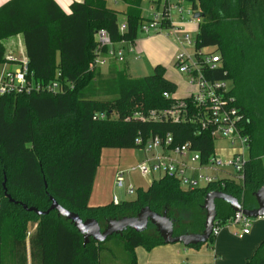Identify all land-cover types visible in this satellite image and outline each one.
Returning <instances> with one entry per match:
<instances>
[{
  "label": "trees",
  "instance_id": "1",
  "mask_svg": "<svg viewBox=\"0 0 264 264\" xmlns=\"http://www.w3.org/2000/svg\"><path fill=\"white\" fill-rule=\"evenodd\" d=\"M199 20L196 48L215 47L222 67L211 78L233 83L236 106L247 116L251 147L240 181L226 179L197 190H185L168 176L153 180L137 196L115 204L90 205L96 175L105 148H138L135 139L173 135V145L190 142L202 162L214 153L215 140L192 122H143L131 119L135 111L165 109L177 84L165 76V67L143 77L132 76L129 62H113L107 72L91 70L97 47L96 32L107 29L114 43L135 42L142 24L144 0H120L125 6L127 30L121 32L119 11L108 0H83L64 11L55 0H10L0 6V64L5 61L3 41L23 35L30 69L36 80L49 81L58 71L74 84L64 93L0 94V264H27V233L32 264H102L104 243L118 236L138 264L135 249L150 250L164 243L159 234L129 229L104 242L84 244L70 220L51 211H26L16 201L47 210L49 195L83 219L95 218L102 226L109 219L136 216L145 206L175 221V233L204 229L203 204L211 191L237 197L246 209L257 207L255 193L264 186V0H188ZM226 72V73H225ZM117 112V118L111 116ZM106 113V119L94 116ZM217 222L224 226L234 215L228 203L216 200ZM190 218L181 222L179 213ZM178 216V217H177ZM104 223V224H103ZM212 234L207 243H213ZM198 246V245H196ZM246 264H264V241Z\"/></svg>",
  "mask_w": 264,
  "mask_h": 264
},
{
  "label": "built area",
  "instance_id": "2",
  "mask_svg": "<svg viewBox=\"0 0 264 264\" xmlns=\"http://www.w3.org/2000/svg\"><path fill=\"white\" fill-rule=\"evenodd\" d=\"M117 3L119 0H113ZM150 15L141 26V31L160 33L171 28L168 35L181 29V22L185 19L181 2L171 0H150ZM179 15L178 21L172 19V13ZM195 11L191 7L188 14L191 20L195 19ZM120 25L121 32L127 30V23ZM97 47L95 57L90 64V69L106 67L112 60L125 62L128 55L135 60L141 57L134 42L122 40L114 43L107 29H100L95 35ZM182 49L175 55V65L179 72L188 77L189 83L195 90L186 97H176L175 93L164 92V96L172 99L173 103L165 109H152L148 112L135 111L131 119L143 122H192L196 123L202 131H208L215 140L228 139L235 148L232 160L225 162L215 152L205 162L201 160V154L192 149L191 143L173 145L172 133L164 136L155 135L145 138L138 135L135 139L136 146L146 153L143 160L127 170H118L115 174V185L123 187L126 173L139 171L142 176L159 174L160 177L168 176L179 180L185 190H197L205 188L212 183L226 179L240 181L244 178L245 166L248 161L251 147V136L246 129L247 116L236 106V98L232 94L233 85L231 80L211 78L216 70L222 67V56L216 50L204 52L205 48L197 49L195 43V56L191 55L187 48L194 43L189 34L181 38ZM0 70V94H32V93H64L67 89L74 88V84L66 81L60 71L56 77L49 81L36 80L35 74L30 69V60L26 53L22 56L6 54L5 61L1 63ZM226 73V72H225ZM106 113L94 116L95 120L106 119ZM223 165L233 166L237 171V178L227 174L219 177L218 174H210L209 171L217 172ZM137 188L130 185L127 193L136 194ZM113 202L119 204L118 196L113 197ZM253 218L248 217L242 211L234 212V215L224 226L214 223L213 234L217 235L224 227L240 226L241 235L249 234Z\"/></svg>",
  "mask_w": 264,
  "mask_h": 264
},
{
  "label": "rangeland",
  "instance_id": "3",
  "mask_svg": "<svg viewBox=\"0 0 264 264\" xmlns=\"http://www.w3.org/2000/svg\"><path fill=\"white\" fill-rule=\"evenodd\" d=\"M177 1L178 0H172V2L175 3ZM108 4L120 12L119 21L121 23L124 22L125 15L122 13L124 4L122 2L115 3L113 0H108ZM181 6L185 9V19L181 22V29L176 33L168 35L169 31L172 32L169 27L168 30L158 33V37H156L155 40H147L146 45H137L142 51V59L135 60L134 58H129L127 60L129 62V72L135 77L150 75L154 72V68L157 65H163L165 67V76L177 84L176 93L187 90V83L189 82L188 77L179 72L175 65V54L182 49L180 38L185 34L191 36L194 44L188 47L187 50L191 55L195 56V43L197 41L199 25V21L191 20V16L188 14V10L192 7L191 2L185 0L181 2ZM144 13L145 15H148V10L145 9ZM172 14L176 17L175 20L178 21L179 15L175 12ZM140 37H142V34H140ZM4 44L7 54L13 53L16 56H22L26 52L24 38L21 34L6 39ZM213 50V48L208 47L204 49V52H211ZM2 66L3 65L0 64V70L2 69ZM100 69L103 72H107V67ZM231 84L233 85L232 82ZM117 116V112H114L111 117L117 118ZM215 152L218 157L227 162L233 159L236 151L235 148L231 146L228 139H219L215 142ZM145 156L146 153L139 148H105L102 152L101 164L94 183L90 205L96 206L110 203L115 195L119 197L121 202L135 199L137 194L127 193V188L130 185H133L136 188L141 187L146 189L151 185L153 180L159 179V174L142 176L139 171H134L126 173V180L123 187L115 185V174L118 170H127L131 168L143 160ZM209 173L213 175L218 174L219 177H226L228 174L237 178L236 169L230 165H223L216 173L212 171H209ZM6 182L7 177L5 176L3 180V185L5 187ZM178 216H181V222L183 223L187 222L190 218V214L187 212L179 213ZM34 229L35 225H31L27 233V264H32L29 249V237L34 232ZM145 233L147 235L155 236L157 234L156 227L150 224L145 230ZM120 241L121 239L118 236H113L104 243V249L101 253L102 264H129V254Z\"/></svg>",
  "mask_w": 264,
  "mask_h": 264
},
{
  "label": "water",
  "instance_id": "4",
  "mask_svg": "<svg viewBox=\"0 0 264 264\" xmlns=\"http://www.w3.org/2000/svg\"><path fill=\"white\" fill-rule=\"evenodd\" d=\"M194 17L200 20L202 15L195 13ZM5 195L11 202L21 204L26 211L35 212L38 215H46L51 211H57L58 215L70 220L83 235L85 245L92 239L96 242H104L113 235H123L129 229L136 232H144L150 224L156 227L165 243H182L185 246H196L207 243L213 234L214 223L217 218L216 200L218 199L228 203L234 212L242 211L251 218L264 217V186L255 193L258 206L253 209L244 208L237 197L223 191L215 190L209 192L203 204V209L205 210L203 231L183 234L175 233V221L168 216L167 211L158 213L153 211L149 206L143 207L136 216L109 219L103 227L97 219H83L78 213L65 208L51 195H49L51 205L47 210H40L35 206H28L25 203L16 201L7 192L6 187Z\"/></svg>",
  "mask_w": 264,
  "mask_h": 264
},
{
  "label": "crops",
  "instance_id": "5",
  "mask_svg": "<svg viewBox=\"0 0 264 264\" xmlns=\"http://www.w3.org/2000/svg\"><path fill=\"white\" fill-rule=\"evenodd\" d=\"M8 1L10 0H0V6L4 5ZM55 1L64 11L70 12V8L73 2L83 0ZM118 2H120V0ZM150 7L151 1L144 0L142 8L143 15L146 18L150 15ZM124 8L125 6L123 7V10ZM145 9L148 10V15H145ZM175 18L176 17H174L172 14V19L175 20ZM125 22L126 17L124 22L122 23ZM122 23L120 22V24ZM140 34H142V37H140ZM157 34L158 33L146 34L141 30L139 31L138 38L134 43L141 57L140 59H142V51L137 45H146L147 40H155L156 37H158ZM129 58L131 59L133 58V56L128 55L126 61ZM113 62L116 61L112 60L110 64L106 66L107 69ZM194 90L195 87L188 82L187 90H183L178 93L175 92V96L186 97L190 95ZM240 233L241 227L238 225L224 227L216 235L215 241L213 243H203L198 246H185L182 243L164 242L162 244L156 245L150 250L146 249L143 246H138L135 249V253L138 264H246L247 260L255 253L258 246L264 241V217H258L257 219H254L252 221L249 234L241 235Z\"/></svg>",
  "mask_w": 264,
  "mask_h": 264
},
{
  "label": "flooded vegetation",
  "instance_id": "6",
  "mask_svg": "<svg viewBox=\"0 0 264 264\" xmlns=\"http://www.w3.org/2000/svg\"><path fill=\"white\" fill-rule=\"evenodd\" d=\"M157 230V229H156ZM157 234H159V232L157 231ZM160 235V234H159Z\"/></svg>",
  "mask_w": 264,
  "mask_h": 264
}]
</instances>
